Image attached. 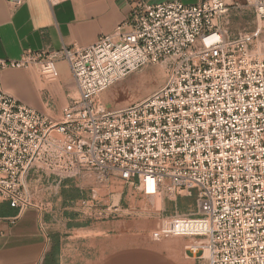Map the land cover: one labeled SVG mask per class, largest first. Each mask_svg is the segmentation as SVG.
<instances>
[{"label": "built area", "instance_id": "1", "mask_svg": "<svg viewBox=\"0 0 264 264\" xmlns=\"http://www.w3.org/2000/svg\"><path fill=\"white\" fill-rule=\"evenodd\" d=\"M245 7L254 11L255 28L233 37L225 23ZM263 29L264 0H137L94 44L0 58V202L18 214L39 208L28 178L40 171L59 180L115 176L148 197L195 194L196 213L162 219L151 239L195 238L188 249L207 252L208 264H264ZM61 60L79 98L60 120L3 86L6 69L54 74ZM147 64L165 68L164 83L144 98L107 107L101 95ZM99 185L77 201L90 214L103 205Z\"/></svg>", "mask_w": 264, "mask_h": 264}, {"label": "crops", "instance_id": "2", "mask_svg": "<svg viewBox=\"0 0 264 264\" xmlns=\"http://www.w3.org/2000/svg\"><path fill=\"white\" fill-rule=\"evenodd\" d=\"M15 1L0 0V58L17 59L27 50L94 44L102 34L113 31L124 20L137 0H60L53 5L49 0ZM146 1L194 4L204 0ZM224 1L234 5L247 0ZM2 83L16 98L45 111L55 120H60L64 108L79 98L75 77L65 60L57 63L54 74H43L37 68L6 69ZM112 99H109L110 104H113ZM119 180L110 177L108 186H115ZM49 197L44 195L45 200ZM66 202L61 197L56 201L52 199L50 217L62 215L59 211L67 209ZM2 203L0 264H177L156 250L134 242L138 238L134 236L131 219L126 217L113 216L112 220L98 223L91 234H85L80 229L68 230L63 224L43 221L42 210L37 207L13 215V209L2 208ZM51 226L55 230H50ZM54 234L59 237L57 250L52 249Z\"/></svg>", "mask_w": 264, "mask_h": 264}, {"label": "rangeland", "instance_id": "3", "mask_svg": "<svg viewBox=\"0 0 264 264\" xmlns=\"http://www.w3.org/2000/svg\"><path fill=\"white\" fill-rule=\"evenodd\" d=\"M254 21V11L250 7H245L234 13L225 24L231 35L235 37L239 32H252L255 28ZM260 40L262 44L260 56L264 57V29ZM164 80L165 68L161 64H147L107 89L101 95V99L109 108L125 106L150 95L164 83ZM109 99L113 100V104L109 103ZM28 180L29 192L37 197L36 204L42 210L43 221L50 220L49 222L55 225H65L68 230L80 229L82 233L91 234L92 229L98 228V223L107 219L112 220L113 216L117 219L126 217L131 219L134 236L138 238L134 242L156 250L162 257L177 264H208L207 252L197 256L190 253L188 246L195 241V238L172 236L154 241L150 237L151 230L164 218L175 215L193 216L197 211L195 194L178 195L175 199L167 195L148 197L121 179L112 187L108 186L111 185L109 181H98L94 175L59 180L55 175L40 171L31 174ZM65 183L68 184L67 187H64L67 185ZM48 184H51L52 188L46 190ZM98 184H100L99 198L102 199L103 205L99 204L98 211L90 214L87 209L77 205V201L89 199L92 196V189ZM46 194L51 196L48 200L44 198ZM60 197L62 201L64 198L67 200V209L59 211L63 213L62 215L59 213L50 217L49 203L52 199L56 201ZM112 204L118 208L116 213L110 214L108 211L100 213L104 207ZM49 228L55 230L52 226Z\"/></svg>", "mask_w": 264, "mask_h": 264}, {"label": "trees", "instance_id": "4", "mask_svg": "<svg viewBox=\"0 0 264 264\" xmlns=\"http://www.w3.org/2000/svg\"><path fill=\"white\" fill-rule=\"evenodd\" d=\"M1 207L5 208V209H9V208L13 209V211H12L14 213L13 215H17L18 214V210L16 208H14V207H11L10 204L7 203V202H3L1 204ZM52 241H53L52 249L53 250H57L59 248V237H58L57 234L52 235Z\"/></svg>", "mask_w": 264, "mask_h": 264}, {"label": "bare ground", "instance_id": "5", "mask_svg": "<svg viewBox=\"0 0 264 264\" xmlns=\"http://www.w3.org/2000/svg\"><path fill=\"white\" fill-rule=\"evenodd\" d=\"M209 255H208V253H207V257H208Z\"/></svg>", "mask_w": 264, "mask_h": 264}]
</instances>
